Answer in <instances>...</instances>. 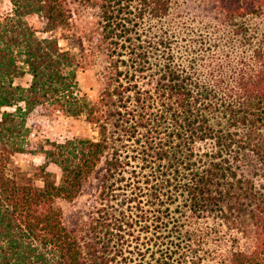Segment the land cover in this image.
<instances>
[{"label": "trees", "instance_id": "1", "mask_svg": "<svg viewBox=\"0 0 264 264\" xmlns=\"http://www.w3.org/2000/svg\"><path fill=\"white\" fill-rule=\"evenodd\" d=\"M207 1L216 15L201 16V31L179 46L186 40L165 22L170 0H83L108 59L88 100L78 54L22 20L37 16L44 33L62 28L65 0H8L0 264H264V192L237 175L247 158L264 169V21L246 20L264 15V0ZM24 74L27 85H15ZM41 109L82 116L96 138L33 142L26 119ZM20 155L42 163L22 170ZM89 178L99 207L68 229L55 201H72ZM218 246L227 256L216 258Z\"/></svg>", "mask_w": 264, "mask_h": 264}, {"label": "rangeland", "instance_id": "2", "mask_svg": "<svg viewBox=\"0 0 264 264\" xmlns=\"http://www.w3.org/2000/svg\"><path fill=\"white\" fill-rule=\"evenodd\" d=\"M64 6L67 14V23L62 28H57L48 33L43 32L42 21L34 15L25 16L22 20L33 30L35 35L42 38H52L56 40L59 48L78 54L81 64L78 68L76 79L77 87L81 94H85L88 100H93L102 86L100 72L108 64L106 53L99 43H95L98 28L95 20L96 12L89 8L83 0H65ZM11 14V6L8 0H0V20L4 16ZM207 15L213 17L216 15L213 5L207 0H170V10L167 18L176 24L179 37L184 38L186 42H180L178 45L188 44V37H196V32L201 31V16ZM250 24L263 25L264 15L260 17L246 18ZM166 27V23H162ZM190 31L194 32L189 35ZM193 46V45H192ZM82 50V52H81ZM30 77L24 74L23 77L15 79L14 84L25 87ZM26 125L31 131V140L39 142L48 140L49 142L62 143L71 139H90L96 138L94 128L84 122L82 116L72 118L63 115L58 111L41 109L26 119ZM15 164L22 170L28 171L30 166H39L42 158L39 155H20L14 158ZM237 170L238 177L250 182L255 190L264 192V169L260 164L247 158L241 160ZM46 170L53 174L55 182L58 180V169L49 164ZM37 186L40 183L35 182ZM55 204L60 211L62 223L68 229L71 227L80 228L86 226L87 215L93 208L99 207L96 197V190L93 179L89 178L84 184L82 191L72 201L56 200ZM92 206H94L92 208ZM83 224V226H82ZM77 233V232H76ZM228 246V244H226ZM240 248H244L240 241ZM221 256H227V247L218 246L215 248ZM205 264H219L218 261H207Z\"/></svg>", "mask_w": 264, "mask_h": 264}]
</instances>
